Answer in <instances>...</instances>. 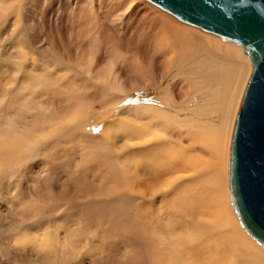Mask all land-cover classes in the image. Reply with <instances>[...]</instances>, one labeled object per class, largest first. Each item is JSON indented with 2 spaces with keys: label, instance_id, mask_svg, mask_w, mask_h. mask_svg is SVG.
Listing matches in <instances>:
<instances>
[{
  "label": "rangeland",
  "instance_id": "rangeland-1",
  "mask_svg": "<svg viewBox=\"0 0 264 264\" xmlns=\"http://www.w3.org/2000/svg\"><path fill=\"white\" fill-rule=\"evenodd\" d=\"M162 9L149 0H0V138L11 136L12 140L22 139V146H28L30 141L49 135L58 124L73 121L74 108L82 100L92 111L87 131L95 135L71 129L60 137H50L39 143L36 141L34 147L40 150H35L32 159L18 163L22 171L2 175L0 264H153L154 260L163 264L167 255L175 261L181 259L178 254L182 252H179L189 247L187 242H179L182 238L178 233L184 225L182 219L187 218L188 206L184 203L193 198L194 189L191 186L174 189L173 193L160 197L158 201L147 197V203L138 200L126 203L129 196L120 177L132 176L133 168L138 167L143 172L139 170L132 177L142 175L141 184L148 183V179L156 175L151 160L157 156V149H125L128 137L135 135L142 124L147 129L152 121L157 122L145 112H130L129 107L136 103L147 104L161 97L168 82L184 83L186 76L179 70L194 67L192 59H208L212 55L210 50L215 51V60L221 55L233 56L235 53L220 48L230 42H223L192 24H185ZM14 27L18 28V33H14ZM200 34L208 36L211 45ZM4 35H7L6 38ZM13 37L27 38L28 46L25 48H29L28 51L24 48L23 57L20 44ZM197 39H201V43ZM205 41L209 47H206ZM164 42L167 44L162 45ZM159 46L161 49L157 52ZM233 46L241 48V45ZM172 50L176 51L177 61H180L171 62L173 66L167 68L161 55L164 52L169 55ZM216 53L221 54L220 57ZM183 57L189 58L181 61ZM238 58L243 59L245 67L250 69L243 51ZM78 70L84 75L80 76ZM165 70L170 72L166 74ZM68 71L70 75H67ZM114 76L115 80L111 82ZM146 76L153 83L145 87L141 80ZM87 77L90 84L83 83ZM108 83L111 86L108 87ZM224 87L227 88V85L224 84ZM123 92L125 94H121ZM119 95L122 98L118 100ZM232 95L235 97V93ZM133 100L136 102L126 103ZM116 129L119 134L113 131ZM102 133L111 134L104 141ZM228 153L229 145L224 166L226 161L228 166ZM218 158L214 153L213 161ZM0 167V173H3L5 169ZM225 168L226 181L223 176V185H227ZM114 178L116 184L111 182ZM203 183L202 189L195 187L196 201L198 194L206 188L207 183ZM226 185L224 189L230 203ZM112 186L124 190L120 196L115 195L120 198L114 200L108 197L103 199L105 202L98 199V204L96 199L91 198L96 194L108 195L113 191ZM171 195L177 198L176 202ZM172 200L176 206L179 204L183 214L173 212ZM163 201L166 203L163 204ZM96 206H99L98 209ZM120 210L128 212L124 222L113 215L114 211ZM151 220L155 223L154 228ZM199 246H195L194 250ZM165 248L167 250L164 251ZM151 250L154 251V260ZM139 251L145 253L140 254ZM203 253L208 254L206 251Z\"/></svg>",
  "mask_w": 264,
  "mask_h": 264
},
{
  "label": "bare ground",
  "instance_id": "bare-ground-1",
  "mask_svg": "<svg viewBox=\"0 0 264 264\" xmlns=\"http://www.w3.org/2000/svg\"><path fill=\"white\" fill-rule=\"evenodd\" d=\"M156 6H158V5H156ZM13 7H12V9L15 8V7L14 8ZM158 7L161 8L160 6H158ZM162 10H164V11L170 13L171 15H173L174 17H176L171 12H169L165 9H162ZM0 18H2V16ZM176 18L185 24H188V25L191 24L189 22H186V21L179 19L178 17H176ZM162 20H164V19H162ZM19 23H21V22L19 21ZM192 25H194V24H192ZM31 27H32V25H31ZM194 27L199 28L200 30H202L205 33L212 34V35L219 37L223 42H230V44L226 43L224 45H221L220 48L228 50V53H229V51L231 53V50H232V52L234 51L235 55L230 56L229 54H227L228 56H224V55L220 54L221 55V57H220V55L216 53V55H219L220 58L217 59V57L215 56L217 59V60H215V59H213L215 51L213 52V50L209 49L210 52L212 53L210 58L207 59V58H199L198 57L199 59H195V60L192 59L191 60L192 61L191 64H194V67L190 66L191 68L190 67H185L183 69L180 68L181 70H179V72L182 73V75L186 76L185 77L187 79L186 82H185L184 77H183L184 83L181 82V84L174 82V81H173L174 83H171V84L168 82L169 84L168 83L166 84V88H165V90L163 89L164 93L161 95V97L156 98V99L152 100L151 102H147V104H144L142 102V103H136L132 106L129 105L130 106L129 108H131V109H129L130 112L135 111L136 113H141V114H143V112H145V113H147V115L152 117L157 122L154 123V121H152L151 124L149 123L150 125H148L147 129L145 127H143V124H142L139 127V129L137 130L139 133L137 132V133H135V135L128 137V139L126 140V143H124L125 149H127L129 151H136L139 148H142V149L145 148V149H149V150L157 149L156 150L157 156H156V158H153L151 160V164L153 166L152 170L155 171L156 175H154L152 178L149 177L150 179H148L147 175H146V179L150 180V181H147L148 183L143 184L144 183L143 182L142 183L143 185L141 184V182H142L141 176L142 175L132 177L134 175V173L136 174L139 170L142 171L138 167L133 168L134 172L132 173V176L128 175L124 179H122L123 177L122 178L120 177V179L123 180L122 183L124 184L123 186H124L125 192L129 196L128 202H126V201L125 202L130 203L132 201L135 202V200H138L139 202H141V201L143 202L147 199V197L150 199L152 198L153 200H155L154 198H156V200L158 201V199H160V197H162V196L165 197L170 192L173 193L172 191L174 189L176 191V190L180 189V187H184V186L190 187L191 186L192 189H194V192L192 193L193 198H191L192 201H189L190 199L188 198V200L184 203V206L185 205L188 206V208H187L188 211L185 213V214H187V218L182 219L184 225L181 226V229L179 228L181 230V233H178V236L181 235V238H182V239H180L179 242L180 243L183 241L187 242L189 245L188 248H191L190 249L191 251L190 250L187 251L188 248L182 249L179 252V253L182 252V254H178V257L181 259H179L177 261L173 260L172 258H170L166 254L167 256H166V259L164 260L163 264H264V247L261 244H259L240 224V222L237 218V215L234 212L233 206H232V204H230L231 200L229 203V198H227L228 196H227L226 190L224 189V186L226 184L223 185V183H225V182H223V176L225 178L224 181H226V175H224V171H223V168L225 166H226L225 171L227 172V175H228L227 161H226L225 166H224V160H225V157L227 156L228 145H230L229 139L231 141L230 135L232 134L231 131L233 130L236 111L238 109L239 102H240V99H241V96L243 93V89H244V86L247 82V79H248V76H249V73L251 70L250 58H249V55L244 51L243 45L240 42H236L233 39L224 38L220 34L213 32V31H210V30H207V29H204L198 25H194ZM14 29H15V27H14ZM16 29H18V28H16ZM16 29H15L14 33L18 31ZM13 35H15V34H13ZM170 35H168V36H170ZM201 35L202 34H200V37H203V39L207 40V42L210 43L208 41L210 39L208 36H205V35L201 36ZM6 36H5V38H6ZM21 36H22V34H21ZM196 36L198 38V35H196ZM10 37H11V35H10ZM13 38L15 40H17L18 43L20 44L19 46H20L21 56H22V53H23V55H25L24 54V48L26 46H28L27 45V38H23V37H21V38L13 37ZM13 38H11V39H13ZM0 39H2V38L0 37ZM172 40H173V38L171 39V41ZM200 40H198V41H200ZM183 41H184V39H183ZM167 42L169 43L170 41H167ZM167 42H164L162 45L167 44ZM207 42L205 41L204 44L206 45V47H209L211 45V43L209 45V44H207ZM192 43L194 44V42H192ZM200 43H201V41H200ZM212 43H213V40H212ZM174 44H176L175 41H174ZM197 44H196V46H197ZM234 44H236L238 46L241 45L240 46L241 48L233 46ZM168 46H167V48H168ZM174 47L175 46H173L172 49L175 50ZM28 48L29 47H27V49L25 48V50L28 51ZM160 49H161V47L159 46L157 52H159ZM242 51H243L244 56H246L248 59L250 69L245 67V62L243 59L238 58V55L241 54ZM175 52L172 50V52L169 53V55H167L165 52L163 53V55H161L164 58L163 62L165 61L164 63L163 62L162 63H163V65L166 64L167 68L169 67V65H172V64H170L171 62L173 63V62L177 61V56H176ZM216 52H218V51H216ZM194 53L195 52H193V54ZM237 53H239V54L237 55ZM183 54H184V52H183ZM195 54H197V53H195ZM185 55H186V53H185ZM178 56H179V54H178ZM191 56H194V55H191ZM195 56H197V55H195ZM189 57H186V58H189ZM186 58L183 57L184 60L182 59L181 61H186L185 60ZM158 59H159V57H158ZM179 61H177V63H179ZM160 63H161V61H160ZM220 64L223 65L222 68L220 67L221 66ZM159 66L162 67V65H160V64H159ZM185 66H189V64H186ZM63 67L67 68V66H63ZM74 67L77 68L76 66H74ZM151 67L152 66H150V69H151ZM69 71H71V69H69ZM69 71L66 72L67 75H70ZM142 71H145V70H142ZM148 71H150V70H148ZM148 71H146V72L149 73ZM169 72H166V70H165L164 73L167 74ZM78 73H79V70H78ZM104 73H105V71H104ZM145 73H142V74H145ZM147 73H146V75H147ZM79 75L81 76L84 74L79 73ZM100 75H102V72L100 73ZM96 76H97V74H96ZM116 76H114V79H112L111 82L113 80H115ZM166 76L167 75H164V77H166ZM68 77H70V76H68ZM112 77H113V74H112ZM82 78H83V76H82ZM140 79H141V77H140ZM155 79H156V77H155ZM165 80H167V79H165ZM82 81H83V79H82ZM141 81H142V86H145V87H146V84L153 83L152 81H150V79H148V76H146V78L142 79ZM87 82L89 84L91 83L89 81L88 77H87V80L85 79V81L83 83L87 84ZM107 82H109V81H107ZM111 82H110V84H111ZM92 84H93V82H92ZM159 84H161V83H159ZM224 84L227 85V88L224 87ZM107 85H108V87L111 86V85H109V83ZM221 88H222V90H221ZM102 90L103 89L101 88V91ZM105 91L106 90H104V92ZM220 92H223V93H220ZM234 93H235V97L232 95ZM121 94H125V93L123 92ZM117 97H118L117 98L118 100L122 98V96H120V95ZM82 101L79 105H77L74 108L75 114H74V120L73 121L70 120L71 122L70 121L67 123L65 122L66 124H58L57 123L58 124L57 127L49 135L45 136L42 139L40 136L32 142L30 141L28 146H24V145L22 146V143H21L22 139H13L12 140L11 136H9L7 138H0V165L5 169L3 171V173H0V179H2V175H3V177L5 175H7L5 173L9 174L11 172V174H14L15 170L22 171V169H21V167H19L20 165H18V163H20L24 160H30L35 156L34 152H35V150L36 151L38 150L37 148L35 149V147H34L36 141L39 143L41 141L43 142V140H46L50 137H53V138L54 137L55 138L60 137L62 135V133L68 132V130H71V129H74V130L80 129L83 132H87L90 136H93L94 134L92 132H91L92 133L91 134L87 131V125L91 121V115L90 114L92 113V111H91V108L88 105V103L82 102ZM157 102H159L160 104H156ZM153 105H156V106H153ZM119 107H121V106H119ZM120 113H122V112H120ZM111 122H113V121H111ZM118 129H121V128L119 127ZM157 129H160V130H157ZM80 130H79V132H80ZM107 131H108V129H107ZM113 131H116L115 134L116 133L119 134L117 132V129L113 130ZM120 132H122V129ZM110 134L111 133H109V136H110ZM103 136H104L103 137L104 141H105V137H109L108 134H106V133H104ZM87 138H89V137L87 136ZM90 138H92V137H90ZM107 140H108V138H107ZM93 142H95V141H93ZM41 144H43V143H41ZM39 150H38V152H39ZM212 153L213 154L215 153V157L217 156V158L218 157H220V158L215 159L213 161V154ZM228 157H229V153H228ZM22 158H24V159H22ZM147 165H149V164H147ZM214 166H215V168L213 169ZM147 169L149 170V168H147ZM131 170H132V168H131ZM152 170H150V171H152ZM128 172H130V169L128 170ZM145 172L146 171L144 170V174H145ZM149 176H151V175H149ZM111 182H114L116 184L117 183L116 178L112 179ZM203 182L207 183L206 188H204V190H202L198 194V199L196 201V196L194 194L195 190H196L195 187H198L199 190L202 189V186L204 185ZM11 183H13V182H11ZM140 185L142 186V189L140 188L141 187ZM226 187H228V180H227ZM112 188H113V191L108 194L110 196L104 195V194H96V195L92 196L91 198L96 199L95 200L96 204L99 203L98 199L105 202V200H103V199H107L108 197H113L114 200L116 198H120V197H116L115 195L120 196V194H123L124 190H120L119 188H116L113 186H112ZM225 193H226V195H225ZM228 193H229V188H228ZM180 195L182 196V194H180ZM173 196H175V195H173ZM185 196H187V195H185ZM206 196H207V198H206ZM171 197H172V195H171ZM229 197H230V195H229ZM150 199H149V202H150ZM166 199H167V197H166ZM173 199H175V198H173ZM176 200H177V198L175 199V202H176ZM172 202H173V200H172ZM175 202H173V208H174V209L172 208L173 212L175 210V212H177V214L178 213H180V215L183 214L182 210L179 209L181 207L178 208L179 204L177 203L178 206H176ZM145 203H147V201H145ZM164 203H166V202L163 201V204ZM154 204H156V203H154ZM164 206H166V205H164ZM180 206H183V205H180ZM231 206H232L233 210L231 209ZM98 207H97V209H98ZM135 207H137V206H135ZM169 207H171V206L169 205ZM184 209H185V207H184ZM184 211H186V209ZM11 212H14V211H11ZM154 212H155V210H154ZM120 213H122V214L120 215ZM185 214L183 215V217L185 216ZM103 215H104V213H103ZM113 215H114V217H116V219L118 221L124 222V216L128 215V212L121 211V210L119 212L114 211ZM163 215H165V214H163ZM175 215H176V213H175ZM107 216H109V215H107ZM161 219L163 220V218H161ZM132 220L136 221L135 218L134 219L132 218ZM178 220H179V217H178ZM178 220H175V221L177 222ZM182 220L180 222H182ZM151 222H152L151 226L154 228L155 226H153V225L155 223L152 220H151ZM113 224L114 223H112V226H113ZM133 224H134V222H133ZM156 225H158V223ZM159 225H160V222H159ZM165 225H163V226H165ZM168 225H170V224H168ZM33 226H35V225H33ZM135 228H137V227L135 226ZM142 228L144 229L145 227L142 226ZM173 228H175V227H173ZM245 233L248 236H250L253 240L250 237H248ZM164 239H165V237H164ZM167 239H168V236H167ZM167 239H165L164 241H166ZM173 239H175V238H173ZM173 239H171V240H173ZM161 240H163V238H160V242H163ZM174 241H176V240H174ZM165 243L167 244V242H165ZM176 244H177V242H176ZM199 245H201V246H199ZM202 245H206V246L202 247ZM178 246H180V245H178ZM195 246H199V249H198V247H196L197 248L196 251L194 250ZM147 247H149V246H147ZM175 248H177V247L175 246ZM178 249L176 252L179 251ZM165 250H167V248H165L164 251ZM172 250H173V248H172ZM168 251H170L172 253V251L170 249H168ZM204 251H206L208 254L203 253ZM150 252H152V250ZM153 252L151 254L153 256L152 260H154ZM130 253H129V255H130ZM141 253L142 252H140V254ZM144 253L145 252H143L142 254H144ZM174 253H175V251H174ZM164 254H165V252H164ZM156 255L157 254H155V256ZM131 258H133V257H131ZM131 258H129V259H131ZM158 258H156V259H158ZM39 262H41V260H39ZM42 263L48 264L47 262H42ZM153 264H161V262L154 260Z\"/></svg>",
  "mask_w": 264,
  "mask_h": 264
},
{
  "label": "water",
  "instance_id": "water-1",
  "mask_svg": "<svg viewBox=\"0 0 264 264\" xmlns=\"http://www.w3.org/2000/svg\"><path fill=\"white\" fill-rule=\"evenodd\" d=\"M179 19L243 45L251 70L236 111L228 188L243 228L264 247V0H150Z\"/></svg>",
  "mask_w": 264,
  "mask_h": 264
},
{
  "label": "snow or ice",
  "instance_id": "snow-or-ice-1",
  "mask_svg": "<svg viewBox=\"0 0 264 264\" xmlns=\"http://www.w3.org/2000/svg\"><path fill=\"white\" fill-rule=\"evenodd\" d=\"M136 101H126V103H135ZM97 131H99V130H97Z\"/></svg>",
  "mask_w": 264,
  "mask_h": 264
}]
</instances>
